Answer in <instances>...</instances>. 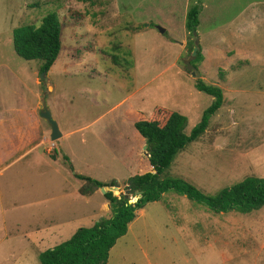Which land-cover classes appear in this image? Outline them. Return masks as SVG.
Instances as JSON below:
<instances>
[{"label":"rangeland","instance_id":"rangeland-1","mask_svg":"<svg viewBox=\"0 0 264 264\" xmlns=\"http://www.w3.org/2000/svg\"><path fill=\"white\" fill-rule=\"evenodd\" d=\"M196 1L201 9L193 36L185 17ZM49 13L60 21L62 46L42 78L41 61L17 55L12 33L38 27ZM196 39L200 79L222 89L223 104L162 177L215 195L246 176L264 178V0H0V117L25 124L14 110L31 109L41 98L64 133L49 144H55V159L41 149L45 157L27 171L28 216L21 218L27 233L15 227L14 216H0V264H40L42 248L69 238L67 229L53 245L43 244L65 220L88 227L111 216L101 190L78 194L82 181L75 174L118 180V188L105 189L125 194V182L150 169L146 150L126 154L123 142L132 138L138 114L149 115L155 106L180 112L189 134L214 99L196 89L197 78L186 69ZM13 184L18 190L19 178ZM62 184L77 192L69 201L74 207L53 217ZM135 213L105 264H264V205L215 212L169 189Z\"/></svg>","mask_w":264,"mask_h":264},{"label":"trees","instance_id":"trees-1","mask_svg":"<svg viewBox=\"0 0 264 264\" xmlns=\"http://www.w3.org/2000/svg\"><path fill=\"white\" fill-rule=\"evenodd\" d=\"M200 9V3L196 1L186 12L185 28L193 36H197L194 32L199 24ZM12 43L17 55L26 60H40V71L47 72L57 59L62 46L61 24L57 15L49 13L44 16L38 27L28 25L14 28ZM202 58L199 48L191 64L197 67L196 62H200ZM195 87L214 99L189 134L184 132L187 117L163 106H155L146 119L134 122L135 129L145 141L150 165L149 171L137 174L125 182V189L131 190L129 194L135 196L136 200L130 202L129 194L116 196L107 190L103 196L110 205L111 216L101 218L88 227L80 226L67 240L40 252V264H105L109 250L126 233L128 224L136 216V210L142 209L148 202L158 200L169 189L201 202L215 212L235 210L245 213L264 205L262 177L246 176L215 195L205 194L182 179L162 177L176 154L205 132L210 117L223 104V92L219 86L206 84L197 78ZM64 158L68 160L67 156ZM76 176L85 181L79 189L83 195L116 184L114 180L106 183L80 174ZM135 191H140V194H135Z\"/></svg>","mask_w":264,"mask_h":264},{"label":"crops","instance_id":"crops-1","mask_svg":"<svg viewBox=\"0 0 264 264\" xmlns=\"http://www.w3.org/2000/svg\"><path fill=\"white\" fill-rule=\"evenodd\" d=\"M204 60H206V58L203 59L202 64ZM90 67L91 66H89V68ZM48 88L52 89L51 86H48ZM120 103L121 102L114 105L111 108L110 112L114 111L115 109L117 110V108L121 106ZM42 105H43L42 99L37 98L35 104L33 105L31 109L25 108L27 109L25 110L22 108H17L16 110H14L15 112L19 113L23 121L27 120L25 124H22V123L17 124V121L13 120L12 115H9L10 117H7V116L0 117V131L2 132L0 133V139L3 140L2 143L9 142V144H4V145L0 143V177H3L5 175V178L1 182L2 190L0 189V216L3 218H8V217L13 218L14 216V218H16L14 219L15 227L19 229H23L24 233H27L28 231L26 220L24 221V224L22 225V219H21L22 217L26 218L28 216V207H29L28 203L29 202H28L27 171L28 169H31V167L38 166L41 157H45V155H41V152H40L41 149H43L44 152L48 154L50 157L55 159V154L52 153V150L54 149L55 144L52 143L51 145H49L50 142H52V140L50 139V130L46 129L42 121L43 119H41L39 115V111ZM149 115H142L141 113V115L138 114L137 116L140 119H146ZM6 117L10 118L11 127L9 129H7L5 126V123L8 122ZM117 119H119V117H117ZM137 120L138 119L135 118L134 122ZM105 128H108V126H105ZM133 133H132V138L127 137L123 141L124 143H126V154L132 153L133 150H135V148H138L139 150H142V148L145 149L144 147L145 141L143 137L138 133L136 129H134ZM63 134L64 133H61L60 137H62ZM134 142H137L139 144V147L134 146ZM30 155H34V156H32L30 162H28L27 160H29ZM146 158H147V155H146ZM13 168L14 170H11ZM18 178H19V186L17 187L18 190H16V187L10 188L11 185H14L13 181L17 180ZM81 181H82V184L77 187L78 194L81 196L89 197L95 191L100 190V189H96L88 195H83L79 192V189L85 183V181L83 180ZM116 182H118V180ZM76 193L77 192H75L74 190L69 192L68 190L64 188L62 184L60 189H58V195H57V198H59L60 201L58 199L57 200L63 206L58 204V208L55 209L56 213L55 214L53 213L52 216L53 217L67 216L69 214V211H71V209L74 207V205L70 204L69 201L74 199L73 196H75ZM62 200H66V201L61 202ZM108 207H109V203L105 199L104 208L108 209ZM44 213L45 212H43V216H44ZM60 220H63V219L58 218V222ZM12 221L13 219H10L11 223ZM79 227H80L79 221H66L65 220V223L57 227V230L54 233L55 239H53V236L51 235L50 238L46 239L43 244H49V246L53 245L55 242L59 241L58 235L65 233L67 229L68 230L65 234H67L68 237L70 238V236ZM44 230L46 229H43L41 233ZM45 248L48 249L47 247H44L42 249L45 250Z\"/></svg>","mask_w":264,"mask_h":264},{"label":"water","instance_id":"water-1","mask_svg":"<svg viewBox=\"0 0 264 264\" xmlns=\"http://www.w3.org/2000/svg\"><path fill=\"white\" fill-rule=\"evenodd\" d=\"M161 32H164V28L159 27ZM196 34V32H194V35ZM194 47L191 51L190 57L188 58L187 62H186V68L188 70H190V73L192 76H194L195 78H200L201 77V73L199 71V69L197 67H195L194 65L191 64V61L195 59L197 51L199 49V40L196 39L194 41ZM46 71H44L41 75V77H44ZM39 115L42 119H44L47 124L50 126V139L52 141L57 140L60 136H61V132L59 130L58 124L55 121V119H53V117L51 116L50 111L47 109L46 106L42 105L39 111ZM145 154L147 155V152L145 151ZM119 185L118 184H114L113 186L108 187V189H113V188H118ZM100 190L105 193L106 189L105 187H101ZM131 190L126 189L125 190V196H127L128 193H130ZM135 194H140V191H135ZM136 199H134L133 201H135ZM130 202H132V200H129Z\"/></svg>","mask_w":264,"mask_h":264},{"label":"bare ground","instance_id":"bare-ground-1","mask_svg":"<svg viewBox=\"0 0 264 264\" xmlns=\"http://www.w3.org/2000/svg\"><path fill=\"white\" fill-rule=\"evenodd\" d=\"M117 192V191H116Z\"/></svg>","mask_w":264,"mask_h":264}]
</instances>
